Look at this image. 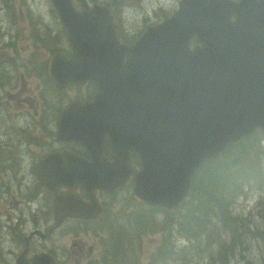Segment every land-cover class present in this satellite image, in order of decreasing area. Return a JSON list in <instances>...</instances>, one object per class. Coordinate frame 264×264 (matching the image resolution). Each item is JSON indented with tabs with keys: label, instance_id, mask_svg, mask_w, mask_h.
<instances>
[{
	"label": "water",
	"instance_id": "95a60500",
	"mask_svg": "<svg viewBox=\"0 0 264 264\" xmlns=\"http://www.w3.org/2000/svg\"><path fill=\"white\" fill-rule=\"evenodd\" d=\"M49 1L72 50L69 58L51 56L50 78L58 86L97 84L115 116L111 131L118 145L113 168L89 167L77 155L47 158L57 175L50 187L64 195L53 201L56 226L67 217L95 218L96 189L112 191L127 175L137 202L174 210L204 162L246 132L264 129V0H179L172 15L132 44L119 41L104 4L78 0L76 9L72 0ZM78 107L63 110L53 138L87 146L98 138L102 115L97 98L81 113ZM92 144L99 152L100 143ZM127 148L137 154L139 168L122 169ZM98 156L91 154L95 165L101 163ZM78 185L88 191V204L75 192Z\"/></svg>",
	"mask_w": 264,
	"mask_h": 264
},
{
	"label": "flooded vegetation",
	"instance_id": "af4514ba",
	"mask_svg": "<svg viewBox=\"0 0 264 264\" xmlns=\"http://www.w3.org/2000/svg\"><path fill=\"white\" fill-rule=\"evenodd\" d=\"M78 5L77 1H73ZM28 21V20H27ZM35 34L50 29L49 26L37 20ZM59 31L62 32L61 28ZM13 39L4 41L5 46L13 44ZM13 50L17 46H10ZM43 47V46H41ZM49 57L58 51L55 46L45 48ZM67 50V46H65ZM0 55V130L4 138L0 139V204L3 209L0 210V251L2 255L10 257L13 264H35L33 258L38 253H45L54 257L57 264H95V256L99 253L103 258L110 253L107 247L108 242L101 240V245L94 242L90 237L88 241L79 237H71L69 246L70 256L60 260L57 251H64L65 245L54 248L43 245L50 238L54 231L65 225L75 224L89 230L98 221L109 222L115 221L121 215V210L114 212L113 209L118 205L115 198L117 192L122 188L131 186V178L127 184L119 187L114 192L100 191L96 197L101 206L100 213L95 219H75L67 218L57 228L53 227V213L51 206L52 193L40 181L42 178H50L43 169L39 168V162L51 153L70 151L87 161L91 160L89 147L83 146L79 142L62 141L52 139L56 133L58 120L62 110L73 101H89L93 98L96 87L93 83L87 82L85 85L71 83L66 88H57L52 85L48 77V59L40 60V64L35 63L39 60H30L24 58H5L6 52L1 50ZM31 66L38 67L37 75L42 89L38 85L36 89L29 84L35 77L29 75ZM9 72V74H4ZM38 80V79H37ZM5 81L6 87L1 84ZM30 88L31 96L23 97L21 93ZM50 89L55 92H71L67 97V104L59 107L57 111L52 112L49 103L54 100V95L50 98L44 95L45 91ZM48 98V100H47ZM13 106L14 111L10 114L11 118L16 121L13 125L16 127L18 138H12L8 134V105ZM15 105V107H14ZM23 113L20 120L18 116ZM5 133L8 135L5 136ZM101 152L108 163L113 161L112 144L108 136H105ZM131 161V151L129 153ZM8 179V181H6ZM65 190L64 188H61ZM77 192L82 199L87 200L88 196L84 188L78 187ZM18 196L21 198L17 199ZM24 200L32 201L31 204L24 206ZM12 202L15 204L13 205ZM20 202V203H19ZM14 226H21V237L17 238V231L12 229ZM12 229V230H11ZM36 231H39L36 233ZM3 264H11L4 262Z\"/></svg>",
	"mask_w": 264,
	"mask_h": 264
},
{
	"label": "rangeland",
	"instance_id": "374dc122",
	"mask_svg": "<svg viewBox=\"0 0 264 264\" xmlns=\"http://www.w3.org/2000/svg\"><path fill=\"white\" fill-rule=\"evenodd\" d=\"M87 1L89 4L103 3L113 9L123 35L124 43L135 34L141 25L156 19L157 13L167 11L169 8L175 9L177 4V0ZM27 10H29L28 16ZM23 12L28 18L27 25H25L22 20ZM57 19L58 16L48 0H0V46L1 42L5 41L6 35L15 38L13 44H9L8 46H17V48L13 50L17 52V58L29 57L30 60L39 59L35 63L36 65L40 64V60L48 59L50 53H48L45 48L49 46H55L58 51L65 53L66 43L59 31ZM37 20L49 26L50 29H45L43 32L38 31V35L35 34ZM16 27H18V29ZM8 51L12 53L11 49H8ZM10 53H7L5 58L16 57ZM0 58H4L3 55H0ZM37 70H39L38 67H30L29 75L36 79H31L29 84L33 89H36L38 85L40 89H42ZM4 74H9V72ZM4 83L5 81H3L1 85L6 87ZM52 85H54V83H52ZM70 94V91L66 93L55 92L54 94L50 89H47L44 93V95L49 97V100L54 95V100H50L49 103L52 112L57 111L59 107L67 104V97ZM27 95H31L30 88L21 93L23 97ZM8 134L12 138H15L17 135L16 128H8ZM258 135H260L259 130ZM5 136L8 137L6 133ZM1 138H4V136L0 135V139ZM258 182L263 181L260 180ZM256 185L255 182L248 184L246 189L243 190V193L235 198L229 209L232 216L231 220L237 218V223L231 226L234 230L232 234L223 235L222 231H226L227 229L223 228L221 222L217 224V220H214L206 226L203 232L197 234L190 243L176 238V240H179L178 247L186 248L183 249L181 260L175 259V252L178 251V248L172 249L168 254L169 261H176L174 262L175 264H264V255L261 254L252 243L253 238L263 233V231L260 232V229L264 227V192H260L255 187ZM127 196V192H121L118 198L123 204L130 205L128 204ZM133 209L134 205L131 201V210ZM156 219L160 222V214L156 215ZM115 221L117 227H119L114 237V243L120 246L122 240L126 238L125 235L128 233H131V239H138L137 232L140 230L139 228L151 225L154 221V217L150 213H142L135 217L116 219ZM108 224L109 223L103 221L98 222L95 226L90 228V231L99 241L104 240L108 242L105 238V236L107 237L110 234V228H105ZM12 229L17 231V238L21 237V226H14ZM86 229L87 228L75 224L65 225L56 229L43 245L58 248L66 243L64 251H57L58 258L64 260L71 254V247L69 246L71 237H75L76 234H78L79 237H83ZM172 231L174 232V230ZM167 233L168 231L166 230V234ZM166 234L157 232L154 234L153 238H146V241L139 239L140 245L138 246L137 253L140 252V247L143 245L145 248L152 249L151 245L157 243L158 237L162 236V239H164L169 236ZM169 237L173 242L175 236ZM84 240L88 241L87 238ZM148 241H150V244H147ZM1 243L0 238V246ZM173 244V246H176L175 242H173ZM198 252H203V255L199 257ZM126 254L127 252L122 250V255ZM95 260L101 264L98 255L95 256ZM117 261L118 264H127L125 258H119ZM4 262L13 264L10 261V257L2 255L0 251V264Z\"/></svg>",
	"mask_w": 264,
	"mask_h": 264
},
{
	"label": "trees",
	"instance_id": "16d2710c",
	"mask_svg": "<svg viewBox=\"0 0 264 264\" xmlns=\"http://www.w3.org/2000/svg\"><path fill=\"white\" fill-rule=\"evenodd\" d=\"M160 17L161 14L157 13L156 19ZM140 29H137L135 34ZM133 36L125 42L128 43ZM262 141H264V135L258 136L256 133L237 144L228 146L216 159L205 162L193 177L188 197L177 209L168 211L163 208L140 205L137 209L131 210L125 218L142 213H150L154 217L151 225L139 228L138 239H131V233L125 235L131 242V264H175L176 261H169L168 254L172 249L178 248L175 259L181 260L183 249L186 248L178 247L179 240L176 238L190 243L214 220H217V224L221 222L223 228L227 229L222 231L223 235L232 234L234 230L231 226L237 223V218L231 220L229 209L235 198L241 195L251 182H255L257 184L255 187L260 192H264V144ZM260 180L263 182H258ZM157 214L161 216L160 222L156 219ZM262 231L263 233L252 239V243L264 255V227L260 229V232ZM157 232L175 236L173 242L176 246H173L169 236L164 239L160 236L157 243L151 245L152 249L145 248L143 245L137 253L139 239L146 241V238H153ZM147 244H150V241ZM202 255L203 252H198L199 257ZM105 259L103 257L101 261L104 262Z\"/></svg>",
	"mask_w": 264,
	"mask_h": 264
},
{
	"label": "bare ground",
	"instance_id": "6f19581e",
	"mask_svg": "<svg viewBox=\"0 0 264 264\" xmlns=\"http://www.w3.org/2000/svg\"><path fill=\"white\" fill-rule=\"evenodd\" d=\"M76 110L77 111H80L79 110V108H76ZM258 130L260 131V128L258 127V128H256L255 130H253V131H250V132H246L238 141H236L234 144H237V143H239L241 140H243L244 138H246V137H249V136H252V135H254V134H258ZM259 136V135H258Z\"/></svg>",
	"mask_w": 264,
	"mask_h": 264
}]
</instances>
